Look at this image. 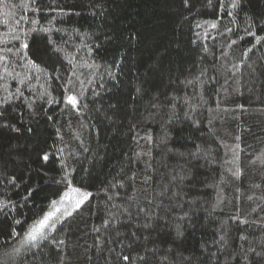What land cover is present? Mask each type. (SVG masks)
Instances as JSON below:
<instances>
[{
  "label": "trees",
  "instance_id": "1",
  "mask_svg": "<svg viewBox=\"0 0 264 264\" xmlns=\"http://www.w3.org/2000/svg\"><path fill=\"white\" fill-rule=\"evenodd\" d=\"M233 2L0 0V264H264V0Z\"/></svg>",
  "mask_w": 264,
  "mask_h": 264
},
{
  "label": "snow or ice",
  "instance_id": "2",
  "mask_svg": "<svg viewBox=\"0 0 264 264\" xmlns=\"http://www.w3.org/2000/svg\"><path fill=\"white\" fill-rule=\"evenodd\" d=\"M221 2H222V0H221ZM209 3H211V0H209ZM187 4H188V0H185V6H187ZM232 6L233 7L237 6L235 3V0L233 2ZM229 15H231V13H229ZM212 27H215V24H213ZM249 35H253V33H249ZM257 39L259 40L260 38L257 37ZM20 47H21V49H27L28 45L26 43H22L20 45ZM137 91H139V89H137ZM65 100H66V103L71 105V107L73 109L77 108L79 101H78V98L76 96L67 95ZM51 102L52 101L49 100V103H51ZM42 159L47 161L48 156L44 155L42 157ZM236 174L238 175V173H236ZM68 187L70 190L66 191L62 194V196L60 197V201L61 202L67 201V202L73 204L74 209H77V210L80 209L81 205H83L92 195L90 192H82L81 189L72 187L71 184H69ZM74 197H76V198L74 199ZM53 204H56V201H53ZM0 207H7V204L0 202ZM58 211H59V209H56L55 211L46 213L43 216V218L41 220H39L37 222V224L35 226H33V228L28 232L27 240L35 242V241H37L38 237L46 238L43 235L44 229L46 227H49V226H51L53 228L55 227V224L54 223L50 224V221L53 220V217L56 215V212H58ZM71 214H72L71 212H66V215H71ZM17 223H19V221H17ZM241 238L243 239V237H241ZM221 239H223V236H221ZM33 246H35V245L33 244ZM250 251H251V249H250ZM123 259L125 261H127L129 259V257L124 256ZM141 259H143V258H141Z\"/></svg>",
  "mask_w": 264,
  "mask_h": 264
},
{
  "label": "rangeland",
  "instance_id": "3",
  "mask_svg": "<svg viewBox=\"0 0 264 264\" xmlns=\"http://www.w3.org/2000/svg\"><path fill=\"white\" fill-rule=\"evenodd\" d=\"M69 205L68 206H73V204H71V203H69V202H67Z\"/></svg>",
  "mask_w": 264,
  "mask_h": 264
}]
</instances>
